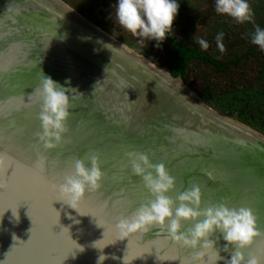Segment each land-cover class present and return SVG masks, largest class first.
Instances as JSON below:
<instances>
[{"label": "water", "instance_id": "95a60500", "mask_svg": "<svg viewBox=\"0 0 264 264\" xmlns=\"http://www.w3.org/2000/svg\"><path fill=\"white\" fill-rule=\"evenodd\" d=\"M46 4L0 0V154L6 158L0 170V264H98L101 255L103 264H194V250L173 240L166 227L128 236L117 229L152 198L131 170L132 152L165 164L175 181L173 199L198 185L203 208L218 202L250 207L264 233V150L225 121L256 132L193 94L209 120L126 65L112 47L156 71L145 59L59 0ZM44 75L66 88L71 105L68 131L52 149L40 140L36 90ZM92 155L99 157L101 184L77 211L46 199L47 181L60 186L77 159ZM193 223L185 222L183 231ZM213 239L225 258L218 264H226L232 249L224 252L219 234ZM244 255L264 257V235Z\"/></svg>", "mask_w": 264, "mask_h": 264}, {"label": "clouds", "instance_id": "9594fccd", "mask_svg": "<svg viewBox=\"0 0 264 264\" xmlns=\"http://www.w3.org/2000/svg\"><path fill=\"white\" fill-rule=\"evenodd\" d=\"M214 3L217 14L228 16L238 24L253 22L254 11L249 0H214ZM179 10L177 0H118L115 19L133 36L156 41L159 47L173 33ZM223 37V32L215 37L221 52L225 51ZM140 42L143 43V39ZM196 43L203 50L209 48L205 39L197 37ZM251 43L264 51V29L256 26ZM64 89L44 75L41 86L36 90L41 98L39 120L43 134L40 140L46 149L57 147L68 131L71 105ZM129 157L132 172L142 179L152 198L142 204L131 217L118 222L116 227L121 235L166 227L173 240L194 250V264H218L225 259L220 254L221 248L217 247V240L213 239L219 234L225 242L224 252L228 253V249H232L231 258L226 264H264V257L246 259L244 255L254 240L264 235L257 230L256 216L250 207H230L227 203L218 202L203 208L202 191L198 185H193L173 199L169 193L174 191L175 181L164 163H153L147 153L132 152ZM5 163L6 158L0 154V170L5 167ZM102 176L98 156L77 159L74 172L66 175L59 186L60 200L77 211L86 193L100 187ZM185 222H194L188 232L182 229ZM104 257L101 255L98 258V264H103Z\"/></svg>", "mask_w": 264, "mask_h": 264}, {"label": "rangeland", "instance_id": "374dc122", "mask_svg": "<svg viewBox=\"0 0 264 264\" xmlns=\"http://www.w3.org/2000/svg\"><path fill=\"white\" fill-rule=\"evenodd\" d=\"M59 1L105 35L145 59L154 68L167 72L170 57L168 41L165 40L157 47L156 41L133 36L123 29L115 19V6L118 0ZM177 2L180 4V10L174 31L171 33L172 38L179 41L189 36V46H198L200 50L218 61L229 63L223 72H218L214 67L203 62L192 61L184 78H180L181 84L201 101V95H205L206 90L210 95L221 97L229 91L264 89V51L259 48V54L257 52L245 55L246 51L254 46L251 43V36L256 26L264 29V0H249L254 11V19L253 22L244 24H238L228 16L217 14L214 0H177ZM219 32L224 33V52H221L216 45L215 37ZM197 37L209 43L207 50H203L196 43ZM142 39L143 43L140 42ZM204 104L216 113L229 117L264 137L263 132L252 125L253 120L258 118L256 115L259 106L242 110L235 107L229 109L220 102L216 105ZM240 111H245L249 117L248 121L242 120ZM261 123H264V113L260 118Z\"/></svg>", "mask_w": 264, "mask_h": 264}, {"label": "trees", "instance_id": "16d2710c", "mask_svg": "<svg viewBox=\"0 0 264 264\" xmlns=\"http://www.w3.org/2000/svg\"><path fill=\"white\" fill-rule=\"evenodd\" d=\"M166 40L170 46V57L167 72L173 77H179L183 79L187 72L188 66L192 61L203 62L214 67L218 72H223L224 69L229 65V63L224 64L206 52H203L198 46H189V36H185L179 41H175L172 38V35L169 34V37ZM252 53L259 54V47L256 45L250 47L246 51L245 55L248 56ZM201 99L206 104L216 105L218 102H220L221 105L224 107L228 106L229 109L231 107H235L246 110L254 106H259L260 108L256 115L258 118L253 120L254 124L252 125L256 126V128L262 131L264 134V123L260 124V118L264 113V89L254 88L252 90L242 89L229 91L221 97L210 95L209 91L206 90V94L201 95ZM240 114L244 122L249 120V117L245 111H240ZM228 115H230V113H228Z\"/></svg>", "mask_w": 264, "mask_h": 264}, {"label": "bare ground", "instance_id": "6f19581e", "mask_svg": "<svg viewBox=\"0 0 264 264\" xmlns=\"http://www.w3.org/2000/svg\"><path fill=\"white\" fill-rule=\"evenodd\" d=\"M41 2L44 5L46 4L47 0H40V3ZM52 4H53L52 2L48 4L49 7L53 8ZM105 43L107 44V42H104V44L100 42V44L102 45H105ZM113 49H114V54L118 56L126 65H128L129 67H131L132 69H134L135 71H137L138 73H140L141 75H143L144 77H146L147 79H149L150 81H152L153 83H155L156 85L167 91L168 93L172 94L173 96H175L176 98H178L179 100H181L182 102H184L185 104H187L188 106H190L191 108H193L194 110H196L197 112L208 118L209 120L213 121L211 116H209L208 114L206 115L200 109L198 100L195 96H193V93H190L183 85H181L179 81L171 80L167 72L156 68L155 69L157 72L154 70L152 71L150 70V72H148L147 67H145V65L139 59H131L127 57V55H125L122 51H119L118 49L112 47V51ZM225 122L227 124H225ZM225 122L223 123L227 127H231V130H234V132L236 131L243 139L245 140L249 139L250 142L252 141V143L256 144L257 146H259V148L264 150V140L261 139V135H258L256 133L252 134L248 132V130L242 128L239 125L228 123L227 121Z\"/></svg>", "mask_w": 264, "mask_h": 264}, {"label": "snow or ice", "instance_id": "6c2138e0", "mask_svg": "<svg viewBox=\"0 0 264 264\" xmlns=\"http://www.w3.org/2000/svg\"><path fill=\"white\" fill-rule=\"evenodd\" d=\"M47 184H48V187H49L50 190L45 193L46 199H51L53 201L60 200V194H59V192L56 191V189H57V187H59V185H57L53 181H47ZM18 198H20V196H18L16 199H18ZM2 201H3V195L0 194V202H2ZM24 201H27L29 203H32V201L29 198H25L24 197ZM15 203H16V200H15ZM81 207L83 208V205H81ZM9 208L12 209V207H8V209ZM71 249L73 250V249H77V248L73 245V246H71Z\"/></svg>", "mask_w": 264, "mask_h": 264}]
</instances>
